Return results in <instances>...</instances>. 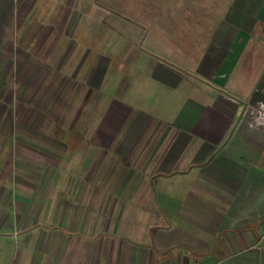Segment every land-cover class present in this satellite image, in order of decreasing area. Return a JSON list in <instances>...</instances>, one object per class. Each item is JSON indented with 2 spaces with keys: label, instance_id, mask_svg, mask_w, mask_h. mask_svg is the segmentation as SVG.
I'll return each mask as SVG.
<instances>
[{
  "label": "crops",
  "instance_id": "0c3cea01",
  "mask_svg": "<svg viewBox=\"0 0 264 264\" xmlns=\"http://www.w3.org/2000/svg\"><path fill=\"white\" fill-rule=\"evenodd\" d=\"M17 1L0 0L11 23ZM217 16L171 19L183 39L197 25V52L157 62L181 88L180 117L150 147L120 142L143 176L120 184L143 191L99 212L71 209L68 225L59 204L35 221L29 196L13 195L1 205L0 264H264V0H231Z\"/></svg>",
  "mask_w": 264,
  "mask_h": 264
},
{
  "label": "rangeland",
  "instance_id": "374dc122",
  "mask_svg": "<svg viewBox=\"0 0 264 264\" xmlns=\"http://www.w3.org/2000/svg\"><path fill=\"white\" fill-rule=\"evenodd\" d=\"M230 2L203 0L198 12L196 0H20L12 23L0 9V226L19 192L29 219L59 204L66 225L71 209L99 212L115 194L142 192L120 184L143 177L120 142L143 149L180 117L181 88L157 62L197 52V25L183 39L171 19L212 23Z\"/></svg>",
  "mask_w": 264,
  "mask_h": 264
}]
</instances>
